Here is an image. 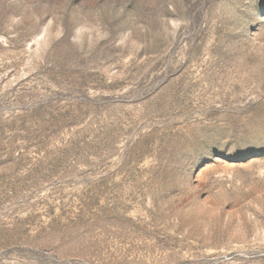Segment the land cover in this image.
Listing matches in <instances>:
<instances>
[{
    "label": "rangeland",
    "instance_id": "1",
    "mask_svg": "<svg viewBox=\"0 0 264 264\" xmlns=\"http://www.w3.org/2000/svg\"><path fill=\"white\" fill-rule=\"evenodd\" d=\"M0 264H264V0H0Z\"/></svg>",
    "mask_w": 264,
    "mask_h": 264
}]
</instances>
